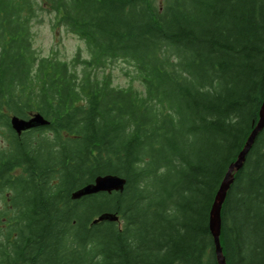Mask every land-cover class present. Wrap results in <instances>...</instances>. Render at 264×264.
<instances>
[{
    "label": "trees",
    "instance_id": "obj_1",
    "mask_svg": "<svg viewBox=\"0 0 264 264\" xmlns=\"http://www.w3.org/2000/svg\"><path fill=\"white\" fill-rule=\"evenodd\" d=\"M45 17L86 54L41 56ZM263 99L264 0H0V264H219L211 207ZM105 174L124 190L72 198ZM221 213L227 264H264V128Z\"/></svg>",
    "mask_w": 264,
    "mask_h": 264
},
{
    "label": "water",
    "instance_id": "obj_2",
    "mask_svg": "<svg viewBox=\"0 0 264 264\" xmlns=\"http://www.w3.org/2000/svg\"><path fill=\"white\" fill-rule=\"evenodd\" d=\"M49 120L40 112L32 114L29 118L13 115L11 117V125L13 129L20 135L22 132L32 128L42 127L49 124ZM264 128V99L259 112V119L254 125L243 149L239 153L237 159L230 164L228 171L216 193L214 202L210 211V230L214 237L216 254L219 264H227L223 247L221 245V229H222V207L227 197L228 190L234 182L235 173L243 166L246 156L250 151L257 135ZM126 179L117 174H105L97 176L93 182H90L72 192L73 199H79L83 196L95 194L98 192L123 191L126 185ZM119 216L112 212H103L94 218L93 223L102 221H116Z\"/></svg>",
    "mask_w": 264,
    "mask_h": 264
},
{
    "label": "rangeland",
    "instance_id": "obj_3",
    "mask_svg": "<svg viewBox=\"0 0 264 264\" xmlns=\"http://www.w3.org/2000/svg\"><path fill=\"white\" fill-rule=\"evenodd\" d=\"M44 23L34 25L35 47L41 56H55L60 59L70 60L78 50L82 48L86 54V45L78 36L66 32L64 29L54 30L50 24L48 17H45ZM129 67L124 61H119L113 65L114 84L125 87L132 84L136 88H140V82L133 76H126L124 69ZM129 70V69H126Z\"/></svg>",
    "mask_w": 264,
    "mask_h": 264
},
{
    "label": "bare ground",
    "instance_id": "obj_4",
    "mask_svg": "<svg viewBox=\"0 0 264 264\" xmlns=\"http://www.w3.org/2000/svg\"><path fill=\"white\" fill-rule=\"evenodd\" d=\"M103 192H105V191H103ZM112 192H114V191H112ZM109 193V192H108ZM117 221V220H116Z\"/></svg>",
    "mask_w": 264,
    "mask_h": 264
}]
</instances>
